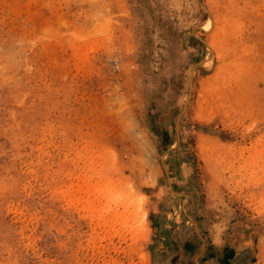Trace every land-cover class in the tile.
I'll list each match as a JSON object with an SVG mask.
<instances>
[{"label": "rangeland", "instance_id": "rangeland-1", "mask_svg": "<svg viewBox=\"0 0 264 264\" xmlns=\"http://www.w3.org/2000/svg\"><path fill=\"white\" fill-rule=\"evenodd\" d=\"M0 264H264V0H0Z\"/></svg>", "mask_w": 264, "mask_h": 264}]
</instances>
